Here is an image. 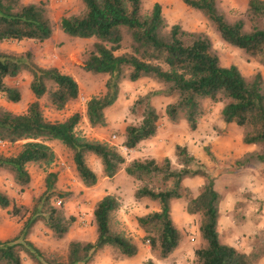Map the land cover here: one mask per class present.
<instances>
[{
  "label": "trees",
  "instance_id": "16d2710c",
  "mask_svg": "<svg viewBox=\"0 0 264 264\" xmlns=\"http://www.w3.org/2000/svg\"><path fill=\"white\" fill-rule=\"evenodd\" d=\"M181 1L200 12L224 42L243 50L264 66V0H249L244 11H233L234 20L221 9L219 0ZM82 2L85 10L78 15L64 16L60 27L70 37L95 39L84 69L93 74L109 75L105 95L94 97L87 104V119L92 127L106 126V110L118 100L124 81L149 78L160 89L136 102L135 109H143V119L139 124L127 126L123 135L126 149L136 150L143 142L159 135L161 117L152 104L156 97L175 99L165 110L168 121L186 120L192 131L197 130L207 114L206 102L222 104L223 121L243 129L244 144L264 145V77L261 73L248 79L238 66H222L211 38L203 32L187 31L180 24L170 26L160 3L153 6L149 15H144L143 0ZM54 32L55 26L44 2L0 0V93L11 102H19L21 92L9 86L6 80L27 71L33 77L31 90L36 97L24 114L0 106V141L24 142L18 155L0 154V169L11 171L15 182L26 189L31 183L27 165L51 166L56 154L49 143L59 141L73 153L75 169L86 188L99 181L87 160L88 155H94L101 160L105 177L113 178L125 170L138 185L136 200H150L159 205L158 211L139 217L138 224L160 260L169 259L184 240L172 215V203L184 199L188 214L201 217L202 246L195 251L194 264H257L264 257V250L247 253L222 242L218 230L222 195L216 189L215 178L188 147L176 145V164L168 157L163 160L137 158L128 162L116 148L77 135L81 114L64 122L45 118L40 99L48 97L54 109L63 110L79 99L78 82L58 68L37 66L30 52L17 54L1 46L7 42L44 43ZM128 37L130 50L119 54ZM252 159L264 163V150L248 154L244 160ZM196 177L206 180L197 196L184 185L186 179ZM57 180V173H48L46 191L34 200L32 207L19 205L0 191V208H11L13 217L25 219L18 237L0 240V264H24L25 257L34 264H91L106 249L123 259L138 255L137 242L117 227L115 215L121 203L115 196L108 195L98 201L94 209L95 242L71 241L66 260L45 256L28 239L32 228L44 222L52 236L61 241L77 221L64 207L53 203L56 197H62L57 194ZM143 264L156 263L149 259Z\"/></svg>",
  "mask_w": 264,
  "mask_h": 264
},
{
  "label": "rangeland",
  "instance_id": "374dc122",
  "mask_svg": "<svg viewBox=\"0 0 264 264\" xmlns=\"http://www.w3.org/2000/svg\"><path fill=\"white\" fill-rule=\"evenodd\" d=\"M221 9L230 20H234V12L244 11L249 0H219ZM26 3L46 4L48 16L55 26L53 37L44 42L34 41L7 42L2 49L8 52L33 54V62L43 68H58L62 73L71 75L78 82L80 96L76 102L63 110L51 106L50 99H40L44 116L51 122H64L75 114H81L82 120L76 133L90 141H98L116 148L128 162L133 159L170 158L176 164L174 155L176 145L191 146L201 164L215 178L216 189L222 195L219 217V233L223 243L232 245L242 252L264 250V163L256 159L245 161L251 153L264 150L263 144L254 145L252 152L247 153L243 143V129L236 124H226L222 118V104L206 102L207 114L201 119L197 130L192 131L189 123L168 121L166 107L175 101L173 98L156 97L152 104L161 119L160 131L154 142L142 143L136 150H128L123 146L124 133L129 125L139 124L142 119V107L135 109L139 98L149 92L160 89V86L149 78L137 82L124 81L120 86V94L116 103L106 110L107 124L104 127H92L87 119V104L94 97L105 95L109 75L93 74L84 69L87 56L93 51L95 39H80L66 35L60 21L64 16L78 15L85 10L82 0H25ZM156 3L163 7L167 23L172 26L180 24L190 32L206 33L213 42L214 51L218 54L224 67L236 65L242 74L251 79L257 73L264 77V66L256 59L248 56L243 50L224 42L214 27L198 11L188 7L181 0H143V14L149 15ZM130 50V39H126L125 47L119 52ZM32 75L24 71L16 78H8L7 84L21 92V100L17 103L7 100L0 93V106L16 114H24L36 101L31 90ZM24 142L0 145V154L6 157L18 155ZM56 154L54 163L46 167L44 164H29L27 170L31 176L30 186L22 189L14 179V174L0 169V191L11 197L15 203L28 207L33 206L36 198L46 191L48 173H57L56 190L58 195L54 204L64 207L68 215L77 221L64 240H57L44 222L37 223L31 230L28 239L38 247L45 256L66 260L71 241L95 242L97 233L93 222V213L98 201L103 197L115 196L121 203L115 219L118 229L133 238L139 245V253L132 259L120 258L111 249L100 252L91 264H143L153 259L156 264H194L195 251L202 246L199 226L201 217L187 212L186 200L172 203L174 221L184 234L179 249L167 260H160L151 250L145 232L138 224V218L159 210V205L150 200L138 201L135 192L138 188L133 178L122 170L113 178L104 176L101 160L88 155V164L98 174V183L86 188L80 181L73 160V153L59 141L49 143ZM244 145V146H243ZM210 151V153H208ZM211 154V155H210ZM244 160V161H243ZM205 178L186 179L184 185L197 196ZM25 219L15 218L10 209L0 208V240H12L19 236ZM24 264H34L24 258ZM264 264V257L257 263Z\"/></svg>",
  "mask_w": 264,
  "mask_h": 264
},
{
  "label": "crops",
  "instance_id": "0c3cea01",
  "mask_svg": "<svg viewBox=\"0 0 264 264\" xmlns=\"http://www.w3.org/2000/svg\"><path fill=\"white\" fill-rule=\"evenodd\" d=\"M158 138H160V136H157V137H155V138H153V139H151V140H147V141H145V142H143V143H147V142H151V143H153L154 141L153 140H157ZM246 145V144H245ZM185 146L186 147H188V149L190 150V152L191 153H193V154H196L195 152H194V150H193V148L191 147V146H189V145H187V144H185ZM244 146V145H243ZM254 145H246V146H244V148H245V150L247 151V153H251L252 152V147H253ZM180 200H176L174 203H176V202H179ZM174 203H173V206H174Z\"/></svg>",
  "mask_w": 264,
  "mask_h": 264
},
{
  "label": "built area",
  "instance_id": "2783aa9c",
  "mask_svg": "<svg viewBox=\"0 0 264 264\" xmlns=\"http://www.w3.org/2000/svg\"><path fill=\"white\" fill-rule=\"evenodd\" d=\"M7 142L0 141V145L4 146Z\"/></svg>",
  "mask_w": 264,
  "mask_h": 264
}]
</instances>
